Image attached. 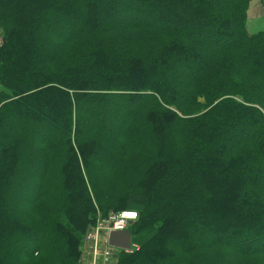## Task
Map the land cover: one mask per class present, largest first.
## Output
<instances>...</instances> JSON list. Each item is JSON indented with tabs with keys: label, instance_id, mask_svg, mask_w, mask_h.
Segmentation results:
<instances>
[{
	"label": "trees",
	"instance_id": "trees-1",
	"mask_svg": "<svg viewBox=\"0 0 264 264\" xmlns=\"http://www.w3.org/2000/svg\"><path fill=\"white\" fill-rule=\"evenodd\" d=\"M250 1L0 0V264H77L109 210L117 264H264Z\"/></svg>",
	"mask_w": 264,
	"mask_h": 264
},
{
	"label": "built area",
	"instance_id": "built-area-1",
	"mask_svg": "<svg viewBox=\"0 0 264 264\" xmlns=\"http://www.w3.org/2000/svg\"><path fill=\"white\" fill-rule=\"evenodd\" d=\"M136 219L137 212L131 210L109 211L105 218L98 219L83 239V246L90 256L88 264H113V252L117 249L107 243L109 232L125 229ZM131 247L124 251L131 252Z\"/></svg>",
	"mask_w": 264,
	"mask_h": 264
},
{
	"label": "rangeland",
	"instance_id": "rangeland-1",
	"mask_svg": "<svg viewBox=\"0 0 264 264\" xmlns=\"http://www.w3.org/2000/svg\"><path fill=\"white\" fill-rule=\"evenodd\" d=\"M257 4H261V5H263L262 7H261V10L257 13H254V16L258 19V20H253V24H248V22H247V20H246V27H247V30H248V32L249 33H254L255 31H257V30H264V0H263V3H261V2H257ZM260 6V5H259ZM254 19V18H253ZM249 21H252V19L251 20H249ZM251 25H253L252 27H251ZM253 29H255V30H253ZM109 211H111V210H109ZM108 211V212H109ZM132 212H134V211H132ZM107 216V213L105 214V215H102L99 211H97V213H96V218H95V220L97 221L98 219H101V218H105ZM96 221H94V222H92V223H90V225L86 228V230H85V232H84V234H83V236H82V239H81V242H80V245H79V247H78V252H77V259H76V261H77V264H88L89 263V261H90V256H89V254L87 253V250L84 248V246H83V239H84V235H85V233L88 231V229L91 227V226H93L94 225V223H96ZM135 222V220L134 221H132L131 222V224L127 227V229H130L131 228V226H132V224ZM132 236V235H131ZM134 236H132V247H131V251H133L134 249H138V242H136V241H134ZM119 251L120 250H116V251H114L113 252V259H112V262H113V264H117V258H118V254H119ZM126 252V251H125ZM126 253H128V252H126ZM35 255H36V253H35ZM33 263V262H32Z\"/></svg>",
	"mask_w": 264,
	"mask_h": 264
},
{
	"label": "water",
	"instance_id": "water-1",
	"mask_svg": "<svg viewBox=\"0 0 264 264\" xmlns=\"http://www.w3.org/2000/svg\"><path fill=\"white\" fill-rule=\"evenodd\" d=\"M132 236L129 229L111 230L108 234L107 243L117 249L128 250L131 247Z\"/></svg>",
	"mask_w": 264,
	"mask_h": 264
},
{
	"label": "crops",
	"instance_id": "crops-1",
	"mask_svg": "<svg viewBox=\"0 0 264 264\" xmlns=\"http://www.w3.org/2000/svg\"><path fill=\"white\" fill-rule=\"evenodd\" d=\"M258 1L261 2V3H263V0H251L250 1L249 7H248V10H247V22H248V24H253V20H258L259 19V18L257 19L254 16V13H256V12L258 13L261 10V7L263 6L261 4H257ZM251 19H252V21H249ZM252 26L253 25H251V27ZM253 30H255V29H253ZM257 31H259V30H257ZM257 31H255V32H257ZM1 91H2V88L0 86V92Z\"/></svg>",
	"mask_w": 264,
	"mask_h": 264
}]
</instances>
